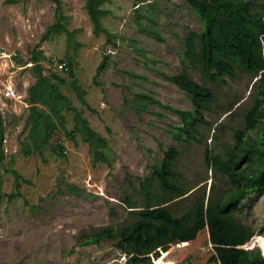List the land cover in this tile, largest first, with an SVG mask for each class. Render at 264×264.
Masks as SVG:
<instances>
[{"label": "rangeland", "instance_id": "obj_1", "mask_svg": "<svg viewBox=\"0 0 264 264\" xmlns=\"http://www.w3.org/2000/svg\"><path fill=\"white\" fill-rule=\"evenodd\" d=\"M85 4L86 0H62L72 38L66 31L44 38L47 27L56 21L53 0H0V112L5 153L0 159V264H127L130 255L114 240L104 238L87 245L82 241L105 226L132 221L131 210L145 204L142 183L154 178L157 184L152 165L162 162L164 150H179L175 169L189 192L175 199H180L184 211L193 195L206 190L207 196L222 198L232 186L228 174L207 162V153L231 148L237 129L257 134V128L247 127L245 117L255 102V81L260 75L237 69L234 78L213 82L198 69L184 65L181 54L186 34L203 29L187 0L105 2L109 13L102 22L114 33L111 41L104 31H94ZM38 50L43 53L44 73L67 95V101L57 102L60 113L48 104L29 100V87L37 80L31 57ZM106 55L108 67L98 71ZM69 57L95 111L80 100L68 70L61 66V60ZM185 67L216 94L204 113L208 123L199 126L197 139L176 138L170 129L182 124L181 117L155 103L141 107L136 96L146 92L165 104L193 108L188 92L162 74H175ZM32 104L51 113L58 126L48 142L42 143L41 151L26 154L24 143L32 139L31 125L26 124ZM76 110L107 138L105 151L112 165L93 162L88 142L74 131ZM36 137L41 140L42 133ZM258 160L253 157L243 166L251 170ZM13 169L25 179L20 194L10 198L17 192ZM235 214L256 227V233L264 234V188L243 199ZM206 228L196 239L173 243L160 258L152 255L143 264H221Z\"/></svg>", "mask_w": 264, "mask_h": 264}, {"label": "trees", "instance_id": "obj_2", "mask_svg": "<svg viewBox=\"0 0 264 264\" xmlns=\"http://www.w3.org/2000/svg\"><path fill=\"white\" fill-rule=\"evenodd\" d=\"M14 2L17 0H7ZM56 3V21L50 24L44 38H50L55 32L66 31L69 38L74 36L66 25L62 0ZM110 0H86L87 12L93 22L94 31H104L108 39L113 40L114 33L103 25L102 18L109 13L103 4ZM145 1V0H138ZM202 20L200 33L190 30L185 36V49L182 61L185 66L198 69L202 76L210 81H226L225 77L234 78L237 69L258 76L255 81L256 91L253 93L254 104L246 113V124L249 129L257 128V134L251 135L243 129L235 132L236 140L231 148L215 155L207 153V162L218 166L220 171L229 175L232 186L222 198L207 196L206 190L192 196L190 203L181 210L180 199L189 192L180 182L181 174L175 169V161L179 155L176 147L164 150L161 163L152 165L154 178L142 183L143 201L139 209H132L133 219L118 227L105 226L92 236L86 237L82 244L99 243L104 238L115 241L118 248L130 255L127 264H143L149 262L152 255H164L165 250L173 243L190 241L197 238L199 232L206 228L215 250L216 259L221 264H264L263 250L259 246L245 248L255 235L257 228L246 224L236 216L235 211L241 201L264 188V0H187ZM154 32V30H150ZM159 38H163L159 33ZM114 44L115 41H114ZM42 50L35 51L31 60L35 63L37 80L29 87L31 103L48 104L54 113H60L57 102L67 101L59 85L44 73L40 61ZM108 55L101 60L98 71L108 67ZM67 70L72 78V86L80 100L91 110L85 95L87 90L79 83L75 67L69 57ZM168 80L175 82L191 96L194 107L183 109L163 103L150 93L138 92L137 98L141 107L158 104L176 112L182 124L170 132L178 139H197L199 126L208 121L205 118L211 104L216 100L215 92L195 80L185 67L178 73H162ZM31 113L26 124H30L31 142L24 143V152L30 154L35 149L41 151L42 143L48 142L57 123L51 113L31 105ZM74 131L80 132L84 141L88 142L93 162H107L112 165L105 151L108 140L91 126L89 120L76 110L74 114ZM42 133V139L36 134ZM4 126L0 112V159L5 155ZM258 157L257 165L247 169L245 162ZM17 192L10 198L20 194L21 181L25 179L17 169H13ZM71 189H78L70 185ZM129 206L131 199L126 198ZM163 252L160 254V250ZM159 257V258H160Z\"/></svg>", "mask_w": 264, "mask_h": 264}, {"label": "bare ground", "instance_id": "obj_3", "mask_svg": "<svg viewBox=\"0 0 264 264\" xmlns=\"http://www.w3.org/2000/svg\"><path fill=\"white\" fill-rule=\"evenodd\" d=\"M186 242H189V241H185L183 243H186ZM250 245H255V246H261L262 249L264 250V234L262 233H256L252 240L249 242Z\"/></svg>", "mask_w": 264, "mask_h": 264}, {"label": "clouds", "instance_id": "obj_4", "mask_svg": "<svg viewBox=\"0 0 264 264\" xmlns=\"http://www.w3.org/2000/svg\"><path fill=\"white\" fill-rule=\"evenodd\" d=\"M252 239V238H251ZM250 242V241H249ZM249 242H247V244H246V246H243V247H245V248H253V247H255V245L253 246V245H250L249 244ZM247 245H249V247H247ZM260 247V246H259ZM262 248V247H261ZM162 250V249H161ZM263 250V249H262Z\"/></svg>", "mask_w": 264, "mask_h": 264}, {"label": "built area", "instance_id": "obj_5", "mask_svg": "<svg viewBox=\"0 0 264 264\" xmlns=\"http://www.w3.org/2000/svg\"><path fill=\"white\" fill-rule=\"evenodd\" d=\"M61 66H62V67H65V68L67 69L66 62L63 61V62L61 63ZM247 247H249V245H247Z\"/></svg>", "mask_w": 264, "mask_h": 264}, {"label": "water", "instance_id": "obj_6", "mask_svg": "<svg viewBox=\"0 0 264 264\" xmlns=\"http://www.w3.org/2000/svg\"><path fill=\"white\" fill-rule=\"evenodd\" d=\"M256 79H258V77H257ZM251 240H252V239H251ZM251 240H250V241H251ZM263 254H264V250H263Z\"/></svg>", "mask_w": 264, "mask_h": 264}]
</instances>
